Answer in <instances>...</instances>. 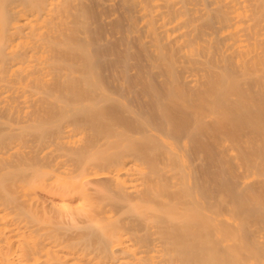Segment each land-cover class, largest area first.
I'll use <instances>...</instances> for the list:
<instances>
[{
    "label": "bare ground",
    "instance_id": "6f19581e",
    "mask_svg": "<svg viewBox=\"0 0 264 264\" xmlns=\"http://www.w3.org/2000/svg\"><path fill=\"white\" fill-rule=\"evenodd\" d=\"M69 4L95 85L113 102L105 115L144 144L100 172L87 166L71 179L57 169L59 192L47 202L37 190L45 181L17 187L24 209L0 203V264H184L186 218L168 216V204L158 208L150 195L143 157L156 142L168 162L160 173L204 202L199 213L210 224L259 244L252 250L215 232L233 251L220 264H264V0H0L1 109L34 103L31 84L51 81L47 46L68 25ZM72 136L64 128L60 143L71 149ZM18 147L0 149V163ZM37 150L63 158L48 144ZM96 184L103 202L86 188ZM75 195L83 207L72 205ZM246 205L251 218L263 216L250 228L239 223L243 213L229 220Z\"/></svg>",
    "mask_w": 264,
    "mask_h": 264
},
{
    "label": "rangeland",
    "instance_id": "374dc122",
    "mask_svg": "<svg viewBox=\"0 0 264 264\" xmlns=\"http://www.w3.org/2000/svg\"><path fill=\"white\" fill-rule=\"evenodd\" d=\"M74 11L69 4L67 7L69 26H62L60 38H55L47 46L50 53L49 68H46V71L51 75V81L49 83L37 81L31 84L38 93L37 100L26 107L13 104L4 109L0 108V149L11 145L19 146V153L16 152L5 162L0 163V203L8 205L13 211L26 207L15 193L17 187L39 185L41 181H45L48 187H52V191L45 189L48 188L46 186H41L37 190L43 201L47 202L52 197L55 198L52 196L55 195L52 194L54 191L59 192L51 181L53 177L51 174H58L57 169L65 166L71 172V179L80 175L87 166H93L100 172L106 170L119 157L137 154L144 144L140 146L141 142L129 140L128 132L123 128L118 129L115 118L112 115H105L113 102L108 101V97L102 94L100 96L97 71L85 62L87 58L84 57V44L77 29L79 18ZM65 72L74 75L68 78L64 76ZM64 128H70L71 135L73 134L71 149L60 143ZM129 141L131 142L128 143ZM41 142L50 145L51 149H56L58 153L60 151L59 155L61 154L63 158H43L37 150V146L43 145ZM124 145L125 147H121ZM153 145L152 148L149 144L145 146L150 153L146 152L148 155L143 157L145 168L151 174L153 172L150 180L153 190L150 191V195L155 194L158 197V200L153 201L156 207H161L163 203L161 201L168 204L165 207L168 216L186 218L183 226L178 228L184 242L183 249L188 255L184 264H220V260L229 259L233 251H227L215 242L214 234L217 231H222V238L236 239L238 244L242 242L252 250L259 245L255 241L234 236L229 228H215L210 224L207 217L199 213L204 202L191 201L176 181L162 176L159 167L168 162L161 155L163 151L161 146L157 142ZM98 186L102 184L86 188L96 200L103 202L97 193L94 194ZM142 197L145 201L151 199L147 196ZM252 197L255 198L251 194L245 195L248 204ZM71 202L77 208L83 207L79 195L72 196ZM209 205L208 207H211L209 211H216L215 214L218 215L225 214L221 212L220 207L216 210L213 209L214 205ZM208 207L205 205L206 209ZM241 207L238 209L239 215H232L229 220L236 219L243 213L242 218L238 219L239 223L245 227L249 225L250 228V225L251 227L255 225L259 218L263 219L261 214H256V221V218H251L253 216L248 211L243 210H247L248 205ZM241 210L243 211L240 213ZM246 214L249 215L248 218Z\"/></svg>",
    "mask_w": 264,
    "mask_h": 264
}]
</instances>
